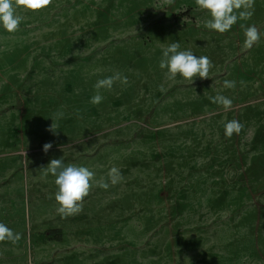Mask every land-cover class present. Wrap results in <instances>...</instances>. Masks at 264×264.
<instances>
[{
	"label": "rangeland",
	"instance_id": "374dc122",
	"mask_svg": "<svg viewBox=\"0 0 264 264\" xmlns=\"http://www.w3.org/2000/svg\"><path fill=\"white\" fill-rule=\"evenodd\" d=\"M19 14L18 31L0 27V222L22 236L0 242V264H264V0L223 34L195 0H53ZM253 24L261 39L245 49ZM174 41L211 59L209 78H165ZM116 72L127 84L91 104ZM232 119L243 127L226 138ZM54 158L108 189L94 181L62 217L43 169Z\"/></svg>",
	"mask_w": 264,
	"mask_h": 264
},
{
	"label": "clouds",
	"instance_id": "9594fccd",
	"mask_svg": "<svg viewBox=\"0 0 264 264\" xmlns=\"http://www.w3.org/2000/svg\"><path fill=\"white\" fill-rule=\"evenodd\" d=\"M163 5L171 6L175 0H161ZM53 0H0V27L8 33H15L19 30L24 17L19 14L23 9L25 12H39L52 5ZM255 0H195V5L201 11H206L211 17L205 22V27L218 33H226L237 24L238 20L250 19L254 13ZM244 29L245 49H251L261 39V32L256 25H241ZM180 43L174 41L162 50V58L159 62L160 69L165 71L167 80H175L177 75L184 80L194 82V79L209 78L210 70L214 67L208 56H197L190 49L180 50ZM120 81L127 84V77L116 72L112 76L99 79L94 88L96 94L92 96L90 103L99 105L104 97L99 93L102 88L111 90L114 83ZM224 88L234 89L236 81L225 80ZM212 103L220 105L225 111L233 107V100L221 94L209 98ZM60 116L63 114L60 113ZM243 125L236 119L227 121L224 124V135L231 138L234 134H239ZM53 131V123L51 125ZM54 132V131H53ZM52 143H45L43 151L45 154L52 148ZM45 175L51 174L55 178L57 186L55 201L58 205L56 211L62 217H69L79 214L83 209V202L90 194L94 186L95 172L86 166L75 164L65 165L61 158L51 159L46 167ZM108 178L112 185L119 183L123 177L117 167H112L108 172ZM96 186L108 189L109 183L95 181ZM22 234L9 228L4 222H0V242L8 241L16 244L20 241Z\"/></svg>",
	"mask_w": 264,
	"mask_h": 264
},
{
	"label": "crops",
	"instance_id": "0c3cea01",
	"mask_svg": "<svg viewBox=\"0 0 264 264\" xmlns=\"http://www.w3.org/2000/svg\"><path fill=\"white\" fill-rule=\"evenodd\" d=\"M233 97H231V99H232Z\"/></svg>",
	"mask_w": 264,
	"mask_h": 264
}]
</instances>
